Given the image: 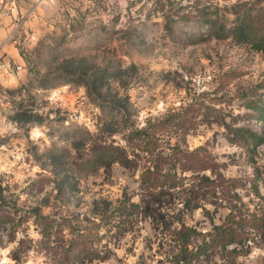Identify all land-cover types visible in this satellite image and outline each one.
<instances>
[{
    "label": "rangeland",
    "instance_id": "rangeland-1",
    "mask_svg": "<svg viewBox=\"0 0 264 264\" xmlns=\"http://www.w3.org/2000/svg\"><path fill=\"white\" fill-rule=\"evenodd\" d=\"M257 6L254 0H0V264H68L42 247L37 210L85 218L126 197L139 201V170L77 164L98 128L108 135V123L119 118L109 106L142 126L194 105L187 146H206L225 175L239 179L251 212L264 218V140L250 151L205 119L239 116V125L264 136V112L255 108L264 110V50L213 36L200 15L216 8L230 24L233 8ZM165 130L173 142L184 137L174 125ZM209 208L211 216L201 208L185 215L196 230L193 251L228 213ZM251 236L236 258L218 249L187 264H264V228ZM112 247L110 258L86 264H174L179 250L149 220Z\"/></svg>",
    "mask_w": 264,
    "mask_h": 264
},
{
    "label": "trees",
    "instance_id": "trees-1",
    "mask_svg": "<svg viewBox=\"0 0 264 264\" xmlns=\"http://www.w3.org/2000/svg\"><path fill=\"white\" fill-rule=\"evenodd\" d=\"M254 1L258 5L256 10L233 8L231 13L235 17L230 24L226 22L227 16L216 8L205 9L200 15L209 23L213 36H231L237 43L248 42L255 49L264 50V24L255 25L264 20V0ZM261 105L255 106L259 113L264 112ZM192 106L160 119H149L142 126L135 121L127 123L131 119L128 112L122 115L120 108L109 106L119 118L108 123V135L103 127L98 128L85 153L77 155V164L109 170L114 163H119L139 170V201L126 197L117 206L98 207L91 217L85 218L35 211L40 243L47 253L59 255L68 264L104 261L113 254L112 242L120 241L142 220H149L156 229L167 230L178 243L174 264H187L195 256L218 249L233 254L234 258L243 252L253 231L264 228V218L251 212L239 192V179L226 176L224 163L206 146L195 149L187 146L186 131L196 124V116L190 114ZM205 119L224 127L231 142L241 143L250 151L264 140V136L252 128L239 125V116L227 120L218 113L208 114ZM123 122L127 124L118 128ZM168 125H174L176 131L180 129L184 137L175 142L171 135L166 138ZM115 133L121 136L120 140L112 137ZM76 149L80 152V148ZM209 206L215 210L225 207L228 213L222 223L215 224L207 234L209 239H203L197 251H193L191 243L196 230L185 223V215L201 208L211 216ZM175 223L180 226H174ZM13 259L20 261L21 257L15 255Z\"/></svg>",
    "mask_w": 264,
    "mask_h": 264
},
{
    "label": "built area",
    "instance_id": "built-area-1",
    "mask_svg": "<svg viewBox=\"0 0 264 264\" xmlns=\"http://www.w3.org/2000/svg\"><path fill=\"white\" fill-rule=\"evenodd\" d=\"M1 67H3V66H1ZM19 69H21V67H18Z\"/></svg>",
    "mask_w": 264,
    "mask_h": 264
}]
</instances>
